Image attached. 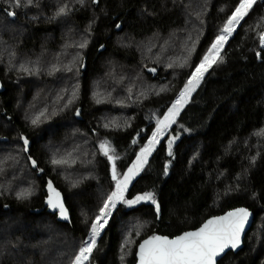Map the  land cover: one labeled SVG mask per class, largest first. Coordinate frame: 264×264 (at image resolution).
<instances>
[{"label":"trees","instance_id":"16d2710c","mask_svg":"<svg viewBox=\"0 0 264 264\" xmlns=\"http://www.w3.org/2000/svg\"><path fill=\"white\" fill-rule=\"evenodd\" d=\"M238 2L83 0L62 23L55 8L34 20L8 17L11 5L0 0V264H71L115 189L99 145L108 142L121 175L151 134L150 109L162 112L178 96ZM76 28L88 30L73 67L72 58L61 64L55 55ZM263 32L264 0H257L226 42L224 61L169 127L178 137L172 156L163 137L129 184L125 198L153 193L159 216L151 201L118 203L87 264H133L141 239L172 237L237 206L253 212L252 224L242 248L217 264H264ZM124 66L128 75L118 70ZM152 82L167 88L156 93ZM49 181L68 211L63 221L44 205Z\"/></svg>","mask_w":264,"mask_h":264},{"label":"snow or ice","instance_id":"6c2138e0","mask_svg":"<svg viewBox=\"0 0 264 264\" xmlns=\"http://www.w3.org/2000/svg\"><path fill=\"white\" fill-rule=\"evenodd\" d=\"M31 3V0H29ZM257 0H239L231 15L228 16L220 33L207 49L200 62L196 64L191 75L188 77L184 87L179 92L177 98L172 102L171 107L164 114L163 119L156 121V128L149 137L144 147L136 155V160L132 166L123 174L117 172L115 161L118 159L112 154V149L108 142H102L100 153L107 158L112 165V180L115 182V189L103 201V206L99 208V213L91 221V227L87 238H85L78 252L74 255L71 264H87L90 261L93 251L97 247V238L101 231L108 224L109 218L118 203L126 206H134L142 201H151L156 207L157 216H159L160 205L151 192L138 194L132 199H126L125 193L128 191L129 184L144 169L148 163V158L160 142L169 127L176 123L177 117L184 107L189 103L192 94L200 86L206 73L214 66L224 61L223 49L226 42L233 36L238 26L249 15ZM18 6V5H17ZM66 13L65 8H60L59 14ZM9 16H14V12H8ZM119 27V25H117ZM260 43L264 45V33L260 34ZM80 47H84L83 44ZM259 55V54H258ZM152 71H155L152 69ZM163 91V89H161ZM79 115V111H77ZM37 120L33 119L32 124ZM108 125H105L107 127ZM185 131H188L187 129ZM178 137L173 136L168 141V155L172 156V146ZM25 150H27L28 141L24 140ZM255 157H253V162ZM36 165V161H32ZM54 165L66 163L65 160L53 159ZM168 173V165H165V175ZM47 204L51 209H58L59 215L63 219L68 218V211L64 206L61 194L57 191L52 182H48ZM30 193L24 192L18 194V198L26 197ZM250 213L246 208H237L227 212L224 216L213 217L207 220L200 228L195 231L184 232L175 238L167 236L152 235L140 243L136 252L137 264H216L217 257L221 256L226 249H236L241 244V235L245 230L246 223L249 220ZM124 247V245H122ZM123 261V256L121 257Z\"/></svg>","mask_w":264,"mask_h":264},{"label":"rangeland","instance_id":"374dc122","mask_svg":"<svg viewBox=\"0 0 264 264\" xmlns=\"http://www.w3.org/2000/svg\"><path fill=\"white\" fill-rule=\"evenodd\" d=\"M5 2H6V4L8 6L11 5L10 8H8L7 10L9 12H14L15 13V15L14 16H11V17H16L17 16V13L19 12V13L23 14L24 16H26V17L34 20V19H38V18H43V16H45V15L48 14V11L49 12L50 11H53L52 8H55L54 9L55 11H54L53 15L56 16L57 17L56 19L59 20V21H61V19L64 17V21L62 22V23H64L67 14L64 13V14L57 15V13L59 12V9L63 7V8L66 9V12L68 14H70L71 11L73 10V5L74 4L76 5L79 2L82 3L83 0H31V3H29V0H5ZM84 3H85V0H84ZM8 11H6L7 13L5 15H7L9 17ZM22 25L23 24L20 23V27H19L18 32H21L20 30L22 28ZM222 27H223V25L220 28H222ZM87 30L88 29H84V31L81 32V31H79L78 28H76L74 31L71 32V36L70 37L74 41H72L69 44L64 43L63 45H65V44H67V45L64 46L62 48V50L59 53L57 52L56 55H55V56H57V59H58V56H59V60H60V63L61 64H65L66 62L70 63L69 60L72 58V61H73L72 65H73V67H77V65L79 64V59H77V54H76L77 50H75V47L77 45H81V44L84 45L86 43V39H85L84 35L86 34ZM73 32L75 33L74 35H73ZM219 33H220V30L216 33V35H218ZM12 36H14V34ZM172 37H173L172 36V33H171V36L170 37H167L166 36V38L163 39L164 44H165V42L168 43L169 40L171 41L172 40L171 39ZM214 39H215V37H214ZM131 41L132 40L130 38H128L127 36H123L121 38V40H120V44L123 45V46H125V47H128V45H130L132 43ZM12 44H15V46H17V44H20V42H14V40H12ZM260 45H261V43H260ZM261 46H263V45H261ZM206 51H205V53H206ZM34 56H32L31 58H34ZM148 68L152 69V67H148ZM128 69L129 68H125V66H124V67H121L118 70H122V72H124V73H126L128 75V72H129ZM127 75H124V76H127ZM183 87H184V85L180 88V91H181V89ZM166 88H167V85L158 84V83H154V82H152V85H151V89H153L154 91H156V93H158V92L159 93L160 92H164L166 90ZM161 89H163V91ZM73 94H74V91H69L68 94H67V97L71 98L73 96ZM171 105H172V103L166 109H164L162 112L159 111L158 109H150V111L147 114L148 115L147 118H148V120H149L150 123L154 124L153 125V129L151 131V134L148 135V137L146 138L145 142L142 145H140V147L138 148L137 152L135 153V156H134L133 160L128 165V167L124 170V172L120 175V178H122L123 177V174L128 170V168L130 166H132L133 162L136 160L137 153L140 152V149L145 146V144L147 143L149 137H151L152 132L156 128V121L158 119H163L164 114L168 111V108L171 107ZM167 135H168V131L165 132L164 136H162L160 138V141H161V139H163V137H166L167 138L166 141L168 142L169 139L172 138V135H168V136ZM17 221H19V220L17 219V220L11 221L9 227H12V226L16 225V222Z\"/></svg>","mask_w":264,"mask_h":264},{"label":"water","instance_id":"95a60500","mask_svg":"<svg viewBox=\"0 0 264 264\" xmlns=\"http://www.w3.org/2000/svg\"><path fill=\"white\" fill-rule=\"evenodd\" d=\"M47 197H48V196H47ZM47 197H46V199L44 200V205H46V207L48 208L49 211H51V212H53V213H56V216H57L58 220H60V221L65 220V219H63V218L60 217L58 209H51V208L48 207V204H47ZM237 208H246V207H244V206H237V207H233V208H231V209L225 210L224 212H222V213H220V214H217V215H211V216L205 218V219H204V220H203L198 226H196L195 228H191V229H188V230L182 231V232H180V233H178V234H176V235H174V236H172V237H169V236H167V235H160V234H155V235L167 236V237H169L170 239H171V238H175L176 236L182 235L184 232L195 231V230H197L198 228H200V227H201V226H202L207 220H209V219H211V218H213V217H221V216H224L227 212H230V211H232V210H234V209H237ZM246 209L249 211L250 216H249V220H248V222L246 223L245 230H244V232H243L242 235H241V244H240L236 249H231V248L226 249L225 252H224L223 254H221V256L217 257V261L220 260V259H221L226 253H228V252L236 253V252H238V251L242 248V246H243V240H244L245 234H246V232L249 230V228H250V226H251V224H252V221H253V212H252L251 210H249L248 208H246ZM149 237H150V236H147V237L141 239V240L138 242V244H137V246H136V249H135V254H134V256H135V261H134L133 264H137L136 252H137L138 249H139V245H140V243L143 242L144 240L148 239ZM217 261H216V264H217Z\"/></svg>","mask_w":264,"mask_h":264}]
</instances>
